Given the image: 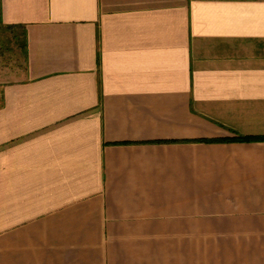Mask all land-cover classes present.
Wrapping results in <instances>:
<instances>
[{"label":"crops","instance_id":"0c3cea01","mask_svg":"<svg viewBox=\"0 0 264 264\" xmlns=\"http://www.w3.org/2000/svg\"><path fill=\"white\" fill-rule=\"evenodd\" d=\"M0 27V264H264V0H0Z\"/></svg>","mask_w":264,"mask_h":264},{"label":"rangeland","instance_id":"374dc122","mask_svg":"<svg viewBox=\"0 0 264 264\" xmlns=\"http://www.w3.org/2000/svg\"><path fill=\"white\" fill-rule=\"evenodd\" d=\"M14 34L12 29L0 27V79H16L24 70V54Z\"/></svg>","mask_w":264,"mask_h":264},{"label":"trees","instance_id":"16d2710c","mask_svg":"<svg viewBox=\"0 0 264 264\" xmlns=\"http://www.w3.org/2000/svg\"><path fill=\"white\" fill-rule=\"evenodd\" d=\"M20 39H21V38H20ZM19 42H20V44H21V48H22V50H24L25 45H24V42L22 41V39H21ZM238 140H240V141H242V142H245V141H251L252 139H250V138H239Z\"/></svg>","mask_w":264,"mask_h":264}]
</instances>
